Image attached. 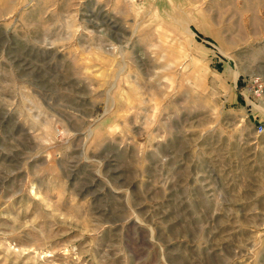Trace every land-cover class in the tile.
Wrapping results in <instances>:
<instances>
[{"label":"rangeland","instance_id":"obj_1","mask_svg":"<svg viewBox=\"0 0 264 264\" xmlns=\"http://www.w3.org/2000/svg\"><path fill=\"white\" fill-rule=\"evenodd\" d=\"M264 0H0V264H264Z\"/></svg>","mask_w":264,"mask_h":264},{"label":"built area","instance_id":"obj_2","mask_svg":"<svg viewBox=\"0 0 264 264\" xmlns=\"http://www.w3.org/2000/svg\"><path fill=\"white\" fill-rule=\"evenodd\" d=\"M258 131H259L260 133H263V132H264V121H263L262 123L259 124Z\"/></svg>","mask_w":264,"mask_h":264}]
</instances>
